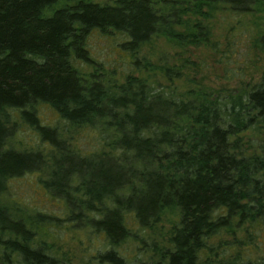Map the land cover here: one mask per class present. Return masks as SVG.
<instances>
[{
  "label": "trees",
  "instance_id": "16d2710c",
  "mask_svg": "<svg viewBox=\"0 0 264 264\" xmlns=\"http://www.w3.org/2000/svg\"><path fill=\"white\" fill-rule=\"evenodd\" d=\"M223 13L238 20L217 40ZM259 15L264 0H0V264H72L60 244L81 232L106 242L98 264H264ZM161 41L208 50L247 87L179 91L186 64L170 66ZM43 107L89 130L92 151ZM24 126L37 145L15 149ZM29 174L64 215L10 207Z\"/></svg>",
  "mask_w": 264,
  "mask_h": 264
},
{
  "label": "rangeland",
  "instance_id": "374dc122",
  "mask_svg": "<svg viewBox=\"0 0 264 264\" xmlns=\"http://www.w3.org/2000/svg\"><path fill=\"white\" fill-rule=\"evenodd\" d=\"M96 1H99L100 3L109 2V0ZM218 17H220L221 20L219 21V24H216L212 31L217 40H219L220 37H223V35H225L227 32H230L229 28L231 22L233 24L238 20H236L235 17L229 16L227 13L220 14ZM259 17H264V15H259ZM242 20L244 21V19ZM260 23H264V19H262ZM159 45L160 49L162 48L168 51L170 56L169 59L171 61L170 66L184 67L183 65L186 64V67L183 68V80L172 82L171 85L172 87L178 88L179 91H187L194 86V88H196L197 85H200V87L213 92H219L222 90H240L244 87H247L246 84L249 82V78L245 76L236 78L234 80L225 79L222 70L223 68H221L217 63L218 58L211 57L208 50L191 49L189 53L188 51L184 53L183 50H180L171 44H166L164 41H161ZM185 60L202 63V66L200 67V65H198V67H195V69L193 65L185 63ZM153 63H156V61ZM233 66L235 65L233 64ZM144 76L146 77L147 74H144ZM113 78L116 79L117 83L119 84L124 80L122 73ZM192 79L195 80L196 84L191 82ZM149 81L155 85H168V82L164 76L158 72L150 74ZM40 114L43 117L45 123L52 125L60 123L62 125L61 128H66V130H68L67 137L71 139L69 140V143L73 147L76 146V148H79L82 147L81 145H83L84 147L82 148L86 152L90 153L92 151L93 148L90 146L92 144V139L89 130L85 128H73L71 126L66 127L65 124H62V121L58 120L57 113L48 107H43L40 110ZM84 135H86L87 139L83 138ZM37 141L38 140L35 134L24 126L20 129L16 137L12 139L11 143L15 149H21L36 146ZM6 196L8 197L7 203L10 205V207L22 209L29 214H36V212L49 214L55 213L61 217L65 213L63 205H58L55 203L54 206H52V204L49 203L50 197H48L46 190L43 188L40 181H38V178L35 174H29L22 178L14 179ZM164 224L166 225L167 223ZM62 229L64 228L62 227ZM62 234H64L62 237L66 238L67 234ZM67 240L68 246H66L64 242L63 244H60V246L63 247V251L65 253L72 257V264H98V261L95 259L97 253L99 251L106 250L108 247L102 236L95 234L91 235L84 232L77 234V238L73 240L75 242L70 241L71 238H68ZM80 240H82V242H79ZM49 243H51V241H49ZM131 247L133 246L131 245ZM131 247H129L130 250L127 251L128 258L139 256V253L131 249ZM68 249H70V252L67 251Z\"/></svg>",
  "mask_w": 264,
  "mask_h": 264
}]
</instances>
